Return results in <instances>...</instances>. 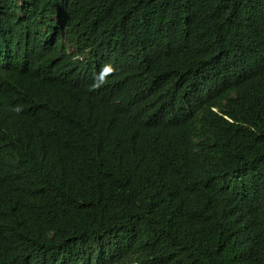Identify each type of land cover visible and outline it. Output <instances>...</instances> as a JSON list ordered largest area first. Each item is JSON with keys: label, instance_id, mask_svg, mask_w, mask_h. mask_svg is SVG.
Instances as JSON below:
<instances>
[{"label": "trees", "instance_id": "16d2710c", "mask_svg": "<svg viewBox=\"0 0 264 264\" xmlns=\"http://www.w3.org/2000/svg\"><path fill=\"white\" fill-rule=\"evenodd\" d=\"M0 264H264V0H0Z\"/></svg>", "mask_w": 264, "mask_h": 264}]
</instances>
